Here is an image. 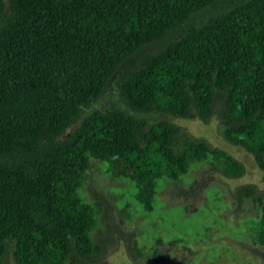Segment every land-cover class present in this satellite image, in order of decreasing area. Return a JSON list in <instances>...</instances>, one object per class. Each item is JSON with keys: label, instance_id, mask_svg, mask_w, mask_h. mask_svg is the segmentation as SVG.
<instances>
[{"label": "trees", "instance_id": "obj_1", "mask_svg": "<svg viewBox=\"0 0 264 264\" xmlns=\"http://www.w3.org/2000/svg\"><path fill=\"white\" fill-rule=\"evenodd\" d=\"M117 73L119 104L98 105ZM149 114L214 115L218 135L264 171V0H0V264L99 257L102 201L80 196L89 159L130 181L146 212L157 184L192 166L243 175ZM234 197L258 208L249 239L264 258V190Z\"/></svg>", "mask_w": 264, "mask_h": 264}, {"label": "rangeland", "instance_id": "obj_2", "mask_svg": "<svg viewBox=\"0 0 264 264\" xmlns=\"http://www.w3.org/2000/svg\"><path fill=\"white\" fill-rule=\"evenodd\" d=\"M118 77L117 73L110 79L98 105L119 104ZM145 118L149 123H171L183 134L231 155L241 163L243 175L225 177L211 162L192 166L175 183L160 181L152 210L146 212L134 200L130 181L112 177L102 162L89 159L80 196L88 203L98 197L102 203L91 233L101 253L88 264H264L262 249L249 239L258 208L252 200L239 202L234 197L243 185L254 184L258 191L264 190V171L255 166L249 154L218 135L214 115L207 124L197 118L164 114ZM132 244L141 251L140 256L128 252Z\"/></svg>", "mask_w": 264, "mask_h": 264}]
</instances>
